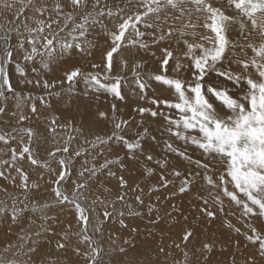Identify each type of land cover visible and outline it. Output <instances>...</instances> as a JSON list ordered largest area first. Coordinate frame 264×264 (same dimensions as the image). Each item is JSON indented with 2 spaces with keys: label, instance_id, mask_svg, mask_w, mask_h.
<instances>
[{
  "label": "snow or ice",
  "instance_id": "6c2138e0",
  "mask_svg": "<svg viewBox=\"0 0 264 264\" xmlns=\"http://www.w3.org/2000/svg\"><path fill=\"white\" fill-rule=\"evenodd\" d=\"M57 81L125 102L131 120L116 103L86 110L65 138L71 110L50 116L17 91ZM0 144V264H264V0H0ZM161 189L167 206L146 203ZM129 218L170 224L178 242L144 251L124 239L139 235Z\"/></svg>",
  "mask_w": 264,
  "mask_h": 264
},
{
  "label": "rangeland",
  "instance_id": "374dc122",
  "mask_svg": "<svg viewBox=\"0 0 264 264\" xmlns=\"http://www.w3.org/2000/svg\"><path fill=\"white\" fill-rule=\"evenodd\" d=\"M101 44H103L102 41H101ZM75 59H79V57H75ZM96 59L98 61L99 57L97 56ZM82 63H85V62L82 61ZM85 67H87L86 63H85ZM39 71H40L39 64H37L36 72H33L32 65H29L27 68L28 78L35 79L36 75L39 74ZM57 75H63V73L62 72H49L43 78H46L52 81ZM12 77H13V83H15L16 80L18 79V74L15 73L14 70L12 73ZM56 83H57L56 88L48 89V90H45L42 88H35L33 87V85L25 86L23 84H20L17 88V91L18 92L22 91V95L24 97L31 96L33 98L32 102H36L40 97H43V103L42 104L38 103L37 106L41 111L47 110L50 116H56V115H59L61 112H68L69 110H71V114L76 116V120L74 124H70L66 130H61V135H65V138H66L67 132H74V127H79L86 110L94 114L96 113L98 109L108 110L113 103H116L119 108L118 119L127 118L131 120L132 118L130 116L125 115L130 111V109L125 107V102L114 101L110 95H107L104 93L98 94V98L92 95L85 96L86 89H85V85L83 81H80L79 83H74L71 90H69L67 83L63 85H61L58 81ZM232 91H235V89H232ZM142 103H146V102H142ZM134 107L135 105H133V108ZM133 115H135V113H133ZM10 116H11V112H9L8 116L4 117L3 119L7 120L8 117ZM135 118H136V122L139 123L140 117L136 116ZM26 123H32V121H29ZM93 126L96 127L95 125ZM109 127H111V125H109ZM152 128L153 129L157 128V125L153 123ZM103 129H104V125H99V127L97 128V131H101ZM157 135H160V133L158 132ZM164 139H167V137H163L160 141V144L157 145L156 147V152L159 153L160 155H165L164 147H163ZM172 142L174 146L176 147H181V148L185 147L183 141H177L173 139ZM81 143H83V137H81ZM73 146L76 147V145H73ZM0 147H2V144H0ZM187 150L189 151V154L193 155V158L200 156V152L198 150L195 152H192L191 148H188ZM123 154H124L123 152L120 153L121 156H123ZM2 155L3 153H0V156ZM105 156H107L109 159H115V156H109L107 153H105ZM159 158L160 156H156V159H159ZM103 159H104V156H101L99 158V162L102 163ZM184 163L186 164L187 162H184ZM152 165L155 166V159L152 161ZM141 166L144 167L143 161H141ZM112 170L117 171V175H124L126 178L137 175L135 169H130L127 171L120 172L118 170V165L112 166ZM158 171L159 170H157V172ZM0 179L2 180V178ZM48 179L50 178L45 176V181H47ZM136 183L140 184L141 186L147 185L148 188H151L154 186V182L146 181L144 178H137ZM99 185L109 188L111 192L113 193V195L110 198L115 199V193L118 190L117 181L115 178H109L107 177L105 173L103 176H101ZM133 187H135V185H133ZM50 191H51L50 189H47L45 190L44 194L46 196H49ZM119 191L124 192L123 189H119ZM160 191L161 193H163V196L161 197L159 201H157L156 197L153 196L151 201L146 200V203H149V202L153 204L158 203L161 209L167 206L168 202L164 199V197H166L168 193L164 192L163 189H161ZM178 197H179V194H178ZM126 198H127L128 203H132L134 201L133 193L131 191H128ZM0 199H3V197H0ZM171 203L177 204L178 206L187 207L188 211L185 214L189 216V222L194 223V224L196 223V221L191 215L192 207L190 204V198L188 199L183 198V197L175 198L171 201ZM118 207H123V205H118ZM133 207L134 208L136 207L135 204H133ZM209 207H211V204L209 205ZM68 218H71V217H68ZM232 220L234 223H237V225L242 224V221L239 220L238 215L236 217H232ZM128 223L130 225V228L135 227L136 224L140 225L139 235H137L136 233H132L131 235H124V239L130 240L134 245L139 246L144 251L155 249L156 246H158L162 242V240H164L169 246L172 245L173 239H176L178 242V237L176 236L177 230L175 228L172 229L171 238H169L170 234L167 231V229L171 227L170 224H165L164 225L165 231L161 232L159 229L152 228L151 226L146 228L144 225L148 223L147 218H145L143 221L139 220L138 218H129ZM217 226L218 225H205V230L208 231L209 235H214L215 229ZM117 227L119 226L117 225ZM128 231H130V229L125 230V232H128ZM121 234L123 235V233ZM153 255H154V252H153Z\"/></svg>",
  "mask_w": 264,
  "mask_h": 264
},
{
  "label": "bare ground",
  "instance_id": "6f19581e",
  "mask_svg": "<svg viewBox=\"0 0 264 264\" xmlns=\"http://www.w3.org/2000/svg\"><path fill=\"white\" fill-rule=\"evenodd\" d=\"M1 180V179H0Z\"/></svg>",
  "mask_w": 264,
  "mask_h": 264
}]
</instances>
